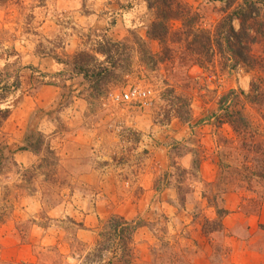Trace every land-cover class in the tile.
<instances>
[{
  "label": "rangeland",
  "instance_id": "obj_1",
  "mask_svg": "<svg viewBox=\"0 0 264 264\" xmlns=\"http://www.w3.org/2000/svg\"><path fill=\"white\" fill-rule=\"evenodd\" d=\"M183 1L206 25L224 15ZM153 19L146 0H0V264H127L101 234L113 215L139 225L128 264H264V69L160 55ZM78 53L114 67L101 89L74 70ZM132 86L148 105L115 98ZM231 90L245 133L216 117ZM178 97L191 119L167 112Z\"/></svg>",
  "mask_w": 264,
  "mask_h": 264
},
{
  "label": "trees",
  "instance_id": "obj_2",
  "mask_svg": "<svg viewBox=\"0 0 264 264\" xmlns=\"http://www.w3.org/2000/svg\"><path fill=\"white\" fill-rule=\"evenodd\" d=\"M210 1L222 2L224 4V15L215 23L206 25L202 15L194 11L183 0H146L147 8L154 12V19L148 26L147 34L149 38L159 42L161 48L159 54L173 57L179 51L182 53V46H184L185 50L190 52V59L194 60L199 66H212L218 59L225 66H229L231 61L233 66L241 65L247 70L264 69V55H256L254 50L258 45L264 44V0ZM172 21H179L181 24L175 31L171 29ZM234 21L238 22L237 28ZM172 42L178 45L173 47L170 45ZM101 52L105 53L106 56H110L109 49L106 52ZM79 55L81 54L78 53L74 57V70H76V73L81 74L88 83L92 84V88L99 90L101 85L105 84L106 77L109 76L114 67L111 69L107 66H100L97 68L98 70H94L96 68L90 69L91 67H88L91 66V63H89V66L86 65L88 63L77 58ZM260 87L261 85H257V82L253 80L250 84L249 93L246 95L243 91H240V93L249 102H254L262 94V88L260 89ZM6 88L9 87L7 85L0 86V103L5 99L3 95L4 92L6 93ZM167 92L173 93L171 90ZM229 95L235 99H227ZM238 102L239 99L235 90H231L230 93L222 96L219 100V111L222 113H216V117L218 123L227 122L235 131L239 130L240 133H245L249 123L243 113V107L240 104L238 105ZM168 107L167 112L169 115L181 119H191L192 117L189 102L184 97H178L176 102L171 101ZM8 115L9 110L0 107V125ZM25 147H31V144H27V140L26 144L19 149H25ZM244 169L248 171L249 167L244 166L243 173L245 172ZM248 172L254 174L250 170ZM216 212L225 213L222 209L217 208ZM138 226L137 223L132 224L123 217L116 215L111 216L103 225L104 229H108L105 233H101L102 237L106 236V239L110 241H108L107 248L114 246L115 249L121 248L124 250L120 258L123 263L128 264L130 262L128 258L131 255L129 243ZM220 228L221 225L216 226L213 230ZM99 245L100 241L98 240L96 244L98 250L101 249Z\"/></svg>",
  "mask_w": 264,
  "mask_h": 264
},
{
  "label": "built area",
  "instance_id": "obj_3",
  "mask_svg": "<svg viewBox=\"0 0 264 264\" xmlns=\"http://www.w3.org/2000/svg\"><path fill=\"white\" fill-rule=\"evenodd\" d=\"M115 98H120L121 100L128 102H138L141 105H148L150 103L151 90L139 86H132L121 95H116Z\"/></svg>",
  "mask_w": 264,
  "mask_h": 264
}]
</instances>
